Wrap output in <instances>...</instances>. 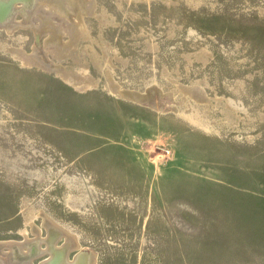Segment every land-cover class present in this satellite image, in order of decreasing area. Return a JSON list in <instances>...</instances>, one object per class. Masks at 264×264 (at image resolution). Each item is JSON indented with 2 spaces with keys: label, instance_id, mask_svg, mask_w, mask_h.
<instances>
[{
  "label": "rangeland",
  "instance_id": "rangeland-1",
  "mask_svg": "<svg viewBox=\"0 0 264 264\" xmlns=\"http://www.w3.org/2000/svg\"><path fill=\"white\" fill-rule=\"evenodd\" d=\"M56 250L264 264V0L0 8V264Z\"/></svg>",
  "mask_w": 264,
  "mask_h": 264
},
{
  "label": "bare ground",
  "instance_id": "bare-ground-1",
  "mask_svg": "<svg viewBox=\"0 0 264 264\" xmlns=\"http://www.w3.org/2000/svg\"><path fill=\"white\" fill-rule=\"evenodd\" d=\"M85 256H83V254L81 253L79 256H76L73 259V261L71 262V264H92V259L91 260L90 259H86ZM4 258H5V256H4ZM3 264H7V263H3ZM49 264H65V261L62 258V251L61 250H56V251H52L51 252V259H50Z\"/></svg>",
  "mask_w": 264,
  "mask_h": 264
},
{
  "label": "water",
  "instance_id": "water-1",
  "mask_svg": "<svg viewBox=\"0 0 264 264\" xmlns=\"http://www.w3.org/2000/svg\"><path fill=\"white\" fill-rule=\"evenodd\" d=\"M6 1V2H4ZM12 0H0V8H7L11 5ZM31 2V1H30Z\"/></svg>",
  "mask_w": 264,
  "mask_h": 264
},
{
  "label": "crops",
  "instance_id": "crops-1",
  "mask_svg": "<svg viewBox=\"0 0 264 264\" xmlns=\"http://www.w3.org/2000/svg\"><path fill=\"white\" fill-rule=\"evenodd\" d=\"M21 254H22V252H21ZM23 255V254H22Z\"/></svg>",
  "mask_w": 264,
  "mask_h": 264
}]
</instances>
